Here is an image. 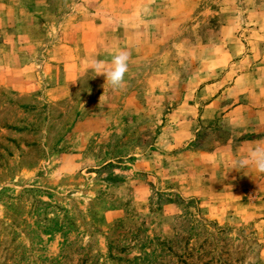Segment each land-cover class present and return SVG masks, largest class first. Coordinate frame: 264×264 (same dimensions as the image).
<instances>
[{
    "label": "rangeland",
    "instance_id": "1",
    "mask_svg": "<svg viewBox=\"0 0 264 264\" xmlns=\"http://www.w3.org/2000/svg\"><path fill=\"white\" fill-rule=\"evenodd\" d=\"M146 1L155 36L119 91L105 81L91 98L90 70L70 86L37 75L16 87L0 72V264H264V225L245 214L261 196L217 200V220L186 190L264 147V0ZM108 3L44 0L27 28L43 36L69 15L80 27ZM106 30L100 18V41ZM96 115L99 131L76 128Z\"/></svg>",
    "mask_w": 264,
    "mask_h": 264
},
{
    "label": "crops",
    "instance_id": "2",
    "mask_svg": "<svg viewBox=\"0 0 264 264\" xmlns=\"http://www.w3.org/2000/svg\"><path fill=\"white\" fill-rule=\"evenodd\" d=\"M12 1L16 2L8 6L0 4L3 11L0 20V72H11L9 82L16 87L35 83L38 78L37 75L49 80L58 79L62 85L70 86L90 70L91 80L88 94L91 98H95L100 93L101 85L106 81V76L103 74L98 75L91 68L90 62L93 59L102 60L107 69L112 66V57L123 50L130 56L129 69L132 66L137 67L138 64H142L141 62H143L146 54V50L142 51L141 46H139V44L142 46L145 44L142 43V38L155 36V30H151L155 28H147L146 20L145 23L143 21L147 11L146 0H139V25H136L134 29L131 26V0H122V2L107 0L109 2L107 6H112L106 9L105 17L100 16V11L97 4H95L94 13L90 14L92 19L87 21L81 19L80 27L77 22L74 27L67 26V19L69 20L71 16H64L61 18L63 20L58 22L52 31L51 28H48L43 36L30 34L28 26L33 25L35 8L44 5V0ZM100 18L107 22L106 37L108 40L106 41L99 40V37L102 38L103 36L98 35ZM84 22L85 24L91 22L90 44L87 41H82L87 34L83 31ZM134 30H138L140 33H134ZM135 37L139 39L137 46L133 40ZM132 97L133 95L128 93L123 102L130 103ZM122 112L135 115L137 111L128 109ZM98 119H100L99 115L93 116L89 120L80 123V126L76 128L82 130L84 127L99 131L104 122ZM173 129L167 137L171 145L178 146L180 144L178 127ZM159 142L163 144L166 141L160 136L157 138V143ZM253 145H256V143H253ZM253 169L255 168L249 166L248 170L243 171V168L235 167L232 171L234 172L233 175H230L233 177L222 176L221 171L214 170L212 172L209 169L206 177L201 175L202 177L195 182L188 181L187 195L204 199L207 214L220 220L228 216V210L223 201L217 200L242 199L246 193L252 192L256 198L261 196L260 201L256 200L257 202L248 208L250 212L245 214L251 217V220L264 225V174L260 176L258 171ZM176 182L181 184L178 179H176ZM255 188L256 190H254ZM261 191L263 193L259 195ZM236 212L234 211V214Z\"/></svg>",
    "mask_w": 264,
    "mask_h": 264
},
{
    "label": "clouds",
    "instance_id": "3",
    "mask_svg": "<svg viewBox=\"0 0 264 264\" xmlns=\"http://www.w3.org/2000/svg\"><path fill=\"white\" fill-rule=\"evenodd\" d=\"M129 59V54L122 50L112 57L111 67L106 69L104 62L98 59H93L90 66L98 75L106 76V81L110 83L114 91H119L127 83L125 76L129 70ZM234 166L238 168L252 166L259 173H264V147L258 146L251 150L246 157L235 160Z\"/></svg>",
    "mask_w": 264,
    "mask_h": 264
}]
</instances>
